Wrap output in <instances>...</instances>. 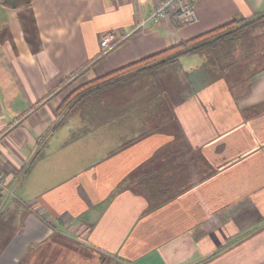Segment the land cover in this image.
<instances>
[{"label": "crops", "instance_id": "crops-1", "mask_svg": "<svg viewBox=\"0 0 264 264\" xmlns=\"http://www.w3.org/2000/svg\"><path fill=\"white\" fill-rule=\"evenodd\" d=\"M159 1L0 2V126L19 120L0 143V264H264V68L242 93L210 79L198 58L183 68L196 82L174 121L148 115L169 94L124 90L134 81L70 109L96 78L264 12V0H190L198 22L139 26ZM109 34L117 43L103 53ZM157 72L179 79L174 66ZM79 116L97 148L83 164L65 150L57 161L48 141Z\"/></svg>", "mask_w": 264, "mask_h": 264}, {"label": "rangeland", "instance_id": "rangeland-1", "mask_svg": "<svg viewBox=\"0 0 264 264\" xmlns=\"http://www.w3.org/2000/svg\"><path fill=\"white\" fill-rule=\"evenodd\" d=\"M195 10L196 20L193 23L199 21V14L196 7ZM170 15L172 14H167L166 18ZM162 20H160V22ZM160 22L153 23L159 24ZM239 26H241L242 28V23L239 25H234L228 31L234 30ZM243 28L244 30L240 33L239 39L231 44H227L225 51L223 52L224 56L221 63L220 61H213L212 63L211 61H209L213 53H195L191 55L189 54L186 55L183 59H180L178 65H173L174 67H177V74L179 79L174 78L172 74L168 73H162L161 76L159 75L160 72H146L145 75H142V80H136L128 85H125V87H123L124 90L136 92L138 90L144 89L147 96H152L153 92H157V89L160 85L163 91L162 98L164 99V92H167L169 96H167L165 103L162 104L164 106L160 108L161 112L157 111L159 110V107L153 106L154 100H152V103H148L147 108H153V111L150 112V114L148 113V115L161 118L162 122L178 120L179 118L177 119V117L175 116L177 114V108L180 103H183L187 99L193 97V93H191V91L192 88H194L193 84L196 82H193L192 80L186 81V73L183 70L190 69V67L196 66L195 63L199 60L198 58H204V61H206V63L204 64H206L212 72L210 74V79L212 78L213 80H218L221 78V81H225V83L229 86L232 91L235 90L236 92H238L240 90V92L243 93L248 87L251 78L255 76V74L259 73L261 69L264 68V18L257 17L255 19H251L250 25ZM156 61H158V59L144 63L139 68L140 70L143 68H148L151 64H154ZM198 68L203 67L199 66ZM135 70H137V68L132 69L129 72L127 71L124 75L132 74L135 72ZM194 72L196 75L198 74L197 72L200 71ZM198 81L202 82L203 80L199 79ZM238 97L239 96H236L233 99H236ZM87 104L88 103H86L85 105ZM248 111L249 110L243 111L245 113V120H249L250 118L248 117ZM84 115H86L85 112ZM89 123L90 121H83L81 119V116H79V123H71L70 127H67L68 129H62L58 132H55V134L51 136L52 138L48 141L46 149L47 153H53L52 155H57L59 157L60 152L65 150V156H67V152L69 153V155H72L73 153L78 154L79 156H83L82 161L79 163H85V158L89 157L90 153L92 152L91 149H93V146L94 149L97 148L95 146L97 138L91 137L92 135H90L91 130L89 129ZM50 158L51 157L49 156V159H47L46 161L47 163L51 161ZM57 161H62V158L59 157ZM206 170L210 176L215 174L216 171H218V169L216 168H207ZM68 247L72 248V245ZM81 252V257H83V259H90L91 256L88 255L87 249H83ZM94 260L100 262L102 261L104 262L103 264H112L110 259L106 258V256H98L97 258H94Z\"/></svg>", "mask_w": 264, "mask_h": 264}, {"label": "trees", "instance_id": "trees-1", "mask_svg": "<svg viewBox=\"0 0 264 264\" xmlns=\"http://www.w3.org/2000/svg\"><path fill=\"white\" fill-rule=\"evenodd\" d=\"M0 2L6 7L18 8V7L31 5L33 0H0ZM257 17L264 18V12L261 14H255L254 16L248 18H234L228 23L217 26L211 30H208L192 38L181 40L177 44L167 47L155 54L145 56L136 61L128 63L120 68L110 71L107 74L96 78L92 82H89L88 84L81 86V88H77L75 92L81 90L83 91L84 87L86 88L85 89L86 91L82 93V95L78 97L76 101H74L71 104L70 109H74L76 108V106H81L82 104L86 103V101H88L93 95H95L96 93H98L99 91L105 88L118 85L121 83L136 81L137 79H139L140 76L145 75L146 72L153 73L165 67H170L175 64L178 65L181 57L186 54L213 53L209 61H211V63L213 61L214 62L220 61L221 63L224 56L223 52L225 51L227 44H231L234 41L238 40L240 37V33L244 30L243 27L249 26L251 19H255ZM241 23L243 25L242 28L241 26H239L235 28L236 30L234 29L228 31L234 25H239ZM156 59H158V61H156L154 64H151L148 68H143L140 70L139 67L141 65ZM135 68H137V70H135L134 73L129 75L127 74L124 75L127 71L129 72L130 70ZM202 70H205V72L208 70L210 71V73H212L206 64L204 65V69L203 68L200 69V71ZM69 114L70 112L67 111L66 114H64V117L63 119H61L59 124H62ZM43 146L44 143L37 150L35 157L33 158V161L42 154Z\"/></svg>", "mask_w": 264, "mask_h": 264}, {"label": "built area", "instance_id": "built-area-1", "mask_svg": "<svg viewBox=\"0 0 264 264\" xmlns=\"http://www.w3.org/2000/svg\"><path fill=\"white\" fill-rule=\"evenodd\" d=\"M169 13L172 14L175 19L182 24H191L196 20V10L190 0H160L151 14L146 19L141 21L139 26H143L146 22L149 21L160 22V20L166 18L167 14ZM115 42L117 43V40H115L113 34H109L103 37L101 41L103 53H107L112 50L116 46ZM18 122L19 120H14V122H11L4 128L0 126V143L7 137V135L13 130ZM1 157L2 153L0 150V159ZM6 180V175L2 170H0V191H2L3 189L4 191H6Z\"/></svg>", "mask_w": 264, "mask_h": 264}]
</instances>
